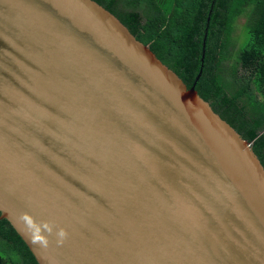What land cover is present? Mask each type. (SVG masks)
<instances>
[{
	"label": "water",
	"instance_id": "water-1",
	"mask_svg": "<svg viewBox=\"0 0 264 264\" xmlns=\"http://www.w3.org/2000/svg\"><path fill=\"white\" fill-rule=\"evenodd\" d=\"M206 39L189 89L95 0H0V219L39 264H264V165L196 90Z\"/></svg>",
	"mask_w": 264,
	"mask_h": 264
},
{
	"label": "trees",
	"instance_id": "trees-1",
	"mask_svg": "<svg viewBox=\"0 0 264 264\" xmlns=\"http://www.w3.org/2000/svg\"><path fill=\"white\" fill-rule=\"evenodd\" d=\"M95 1L116 14L189 89L202 66L207 33L203 72L196 90L252 145L264 165V0ZM243 16L249 41L227 72L224 63L234 25ZM0 264H39L6 219H0Z\"/></svg>",
	"mask_w": 264,
	"mask_h": 264
},
{
	"label": "rangeland",
	"instance_id": "rangeland-1",
	"mask_svg": "<svg viewBox=\"0 0 264 264\" xmlns=\"http://www.w3.org/2000/svg\"><path fill=\"white\" fill-rule=\"evenodd\" d=\"M138 12H141L138 9ZM143 13V12H141ZM246 16L241 17L238 19L234 25V32L232 33V38H231V47L230 50L228 51V58L225 61L224 65L225 68H227V72L231 71L232 67L235 66L236 64V55L238 52H240L245 46L248 44L249 41V36L247 34V29H246ZM229 74L227 73V76Z\"/></svg>",
	"mask_w": 264,
	"mask_h": 264
}]
</instances>
